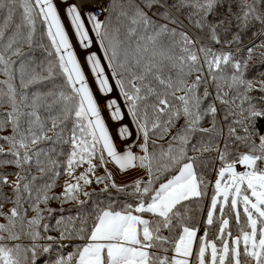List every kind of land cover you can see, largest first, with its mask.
<instances>
[{"label":"snow or ice","instance_id":"1","mask_svg":"<svg viewBox=\"0 0 264 264\" xmlns=\"http://www.w3.org/2000/svg\"><path fill=\"white\" fill-rule=\"evenodd\" d=\"M0 13V169H15L0 172V264H264V72L248 76L264 64V0H0ZM70 202L75 215H55ZM63 240L79 243L65 254Z\"/></svg>","mask_w":264,"mask_h":264},{"label":"trees","instance_id":"2","mask_svg":"<svg viewBox=\"0 0 264 264\" xmlns=\"http://www.w3.org/2000/svg\"><path fill=\"white\" fill-rule=\"evenodd\" d=\"M3 15H4V13H0V20H2ZM18 18H19V12H17V20H18ZM250 39H251V32H249L248 37H246L245 43H248V41ZM46 42L47 41L45 40V43ZM260 51L264 52V49H260ZM261 72H264V64L259 63L258 60H257L256 66L254 68H252V70L248 73V76H249V78L257 77V74L258 73H261ZM4 78L5 77L3 76V74L0 73V80H3ZM253 95L259 96L260 93L259 92H254ZM0 111H2V109H0ZM222 123L225 125V134H226V132H227L226 125H227L228 122L222 121ZM202 126L203 127H209L210 124L206 121V122H204L202 124ZM259 126L261 127V130L264 131V120L259 121ZM173 131H175V129ZM9 132H10V129L7 130V131H4V132H0V135H7ZM238 132H240V129H238ZM198 135H200V134H198ZM152 139H156V137L153 136ZM159 142L162 143V144H166L167 143V139L160 140ZM256 142L259 143L258 139H257ZM0 143H3V142L0 141ZM223 143H224V141L221 139V141H220L221 147H223ZM4 146H5V148H7V145L6 144ZM137 151H138V149H137ZM240 151H248V149L247 148H244V147H241ZM191 154H193V153H190V155ZM195 155H199V154L196 153ZM216 155L217 154L215 152H206V153L203 154V157H202V159L207 163V167L206 168H203L204 175L208 179H210V180L213 177H215V175L217 174L215 169L219 167V162L218 161H215V163H214V158L216 157ZM80 169L83 170V168H79V170ZM14 171H15V169L12 168V167H5L3 169H0V172H5V173L14 172ZM61 171H63V169H61ZM103 171L104 170L101 168V169L98 170L97 174H103ZM135 171L136 172L137 171H140L138 174H141V175L144 174L143 173V170H140V169L133 170L132 173L135 172ZM126 173L127 172H125V174H123V176L124 175L126 176ZM125 176H124V178L121 181H123L125 179V181H123V182H125V184H126V183H128L130 181V179L128 180V178L125 177ZM10 178L14 179V177H10ZM66 179H67V176H65V175H61L59 177V180L57 182L58 183V186L54 189V191L56 193H60L62 191V186H63V184H64V182H65ZM102 187H103V185H96L95 183H93L87 190L88 191H91L92 189H95L96 192H97V194H99L100 193V189ZM211 190H212V188H211V185H210L209 186V195L202 202L203 215H201L199 217L200 227L203 229V231H204V227H205V225H204V219L206 218V212H207V209H208V206H209ZM4 191L6 193H10L11 190L8 189V188H5ZM109 191H110L111 196H115L116 195L114 189H110ZM80 198L81 199H85V197H83V196H81ZM107 198L108 197L105 194H100L99 195V199L102 200V201H106ZM94 199H95V197H94ZM10 206H11L10 204H6L5 207H4V211H7ZM50 207L59 209L60 208V203L57 202V201H52V202H50ZM63 207H64L65 211L63 213L57 212L55 215H57V216L60 215V214H63L65 216H67V215H75L77 213V211H78L75 202L66 203V204L63 205ZM91 208H92V203L89 202L88 205H85L84 208L79 209V211H82V212H85L86 213ZM33 214L34 213H29V215H33ZM0 222H5L3 217H0ZM49 234L50 235H53V236H58V233L57 232H50ZM165 234H167V233H165ZM7 243H9L10 246L11 245H14L16 243H20V244L27 245V244L30 243V241L27 240L26 238L22 237L18 241H8ZM61 243L64 244V245H66V247L63 249V252L66 254L68 252H71L73 250L72 245H74L76 243H79V241H76V240H63V241H61ZM54 248H55V246H54ZM55 255H56V252L54 250L51 253V257L54 258ZM45 259H47V257H45Z\"/></svg>","mask_w":264,"mask_h":264},{"label":"rangeland","instance_id":"3","mask_svg":"<svg viewBox=\"0 0 264 264\" xmlns=\"http://www.w3.org/2000/svg\"><path fill=\"white\" fill-rule=\"evenodd\" d=\"M61 10H62V14H63V8H61ZM65 24H66V26L68 25V21L67 20H65ZM68 30H69V33H70V36H72V39H73V44H74V46H77V38L74 36V35H72V33H73V29H71L70 27L68 28ZM77 51H78V53H80V55H81V57L83 56V53L81 52V50H80V48H79V46H77ZM90 80H91V76H90ZM105 116L107 117V114H105ZM114 127V126H113ZM119 142V141H118ZM134 151H137V149H134ZM239 166V165H238ZM238 166H237V170H238ZM242 167V166H241ZM108 168L109 169H111V170H113V172H117V168H116V166L114 165V164H112V163H109L108 164ZM84 170V169H83ZM83 170H79V168L76 170L77 171V174L79 173V172H81V171H83ZM132 171L133 170H130V171H127V173H126V176L125 177H127L128 178V180L130 179V181L129 182H131L132 180H134L135 178H137L138 176H141V174H138L140 171H135V172H133L132 173ZM123 174H125V173H118L117 175H116V182L118 183V184H125V182H123V181H125V179L123 180V181H121L123 178H124V176H123ZM216 177H217V174L215 175V177H213L212 179H211V181L214 183V181H215V179H216ZM67 179H69L68 177H67ZM66 179V180H67ZM128 182V183H129ZM211 188H212V186H211ZM211 194H212V190H211ZM211 194H210V197H211ZM209 204H210V201H209ZM208 210V209H207ZM232 228H233V234L234 235H236V234H238L236 231H235V221H234V219L232 220ZM201 228V227H200ZM217 229H218V225H216V224H214L212 227H211V229L209 230L210 231V235H209V238H213L214 237V235H215V233H216V231H217ZM203 233V229L201 228V234Z\"/></svg>","mask_w":264,"mask_h":264},{"label":"built area","instance_id":"4","mask_svg":"<svg viewBox=\"0 0 264 264\" xmlns=\"http://www.w3.org/2000/svg\"><path fill=\"white\" fill-rule=\"evenodd\" d=\"M97 2H99V0H97ZM104 3H107V0H103ZM238 170H243V167L238 166Z\"/></svg>","mask_w":264,"mask_h":264},{"label":"water","instance_id":"5","mask_svg":"<svg viewBox=\"0 0 264 264\" xmlns=\"http://www.w3.org/2000/svg\"><path fill=\"white\" fill-rule=\"evenodd\" d=\"M105 114H107V113L105 112Z\"/></svg>","mask_w":264,"mask_h":264}]
</instances>
